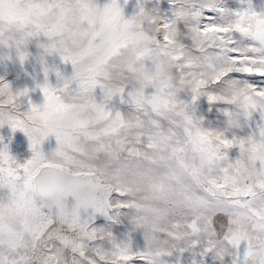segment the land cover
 Segmentation results:
<instances>
[{
  "label": "snow or ice",
  "instance_id": "snow-or-ice-1",
  "mask_svg": "<svg viewBox=\"0 0 264 264\" xmlns=\"http://www.w3.org/2000/svg\"><path fill=\"white\" fill-rule=\"evenodd\" d=\"M241 2L169 0L170 17L142 3L125 18L119 0H0V47L24 63L43 35L42 55L73 67L55 72L56 86L45 69L41 105L0 78V128L23 132L31 151L21 162L0 138V264H166L201 245L219 264H264V81L249 79L264 78V10ZM40 8L51 23L34 22ZM92 12L103 15L90 24ZM201 97L226 106L223 129L196 115ZM45 112L67 116L38 125ZM121 210L142 249L131 233L91 227L96 214L118 223Z\"/></svg>",
  "mask_w": 264,
  "mask_h": 264
},
{
  "label": "rangeland",
  "instance_id": "rangeland-1",
  "mask_svg": "<svg viewBox=\"0 0 264 264\" xmlns=\"http://www.w3.org/2000/svg\"><path fill=\"white\" fill-rule=\"evenodd\" d=\"M100 6L110 3V0H94ZM144 4L146 10L151 11L153 9L158 10L161 16H171V4L169 0H139L138 5ZM251 3L256 11L264 10V0H251ZM222 6L238 11L242 8L247 7V3H242L241 0H223ZM183 27V25H181ZM47 39L43 35L39 37L32 38L27 47L28 59L21 63L14 49L9 50L0 47V78L3 82L8 83L11 86L13 92H22L25 89L28 90L29 95L23 100L31 99V101L36 105H41L44 102L43 93L39 85L44 84V71L48 69L49 71V81L53 86L58 84L55 72L58 70L64 77H70L73 73V67L71 63L62 62L58 54L42 55V49L40 44L46 43ZM189 43V41H185ZM36 75L38 78L33 80V76ZM255 82H262L264 78L250 77L249 78ZM152 89H148L151 92ZM190 93L183 91L180 93V98L184 100H190ZM96 98L99 101L102 98V93L99 89L96 90ZM117 107L122 108L127 111V108L121 106L119 101H114ZM226 106L221 103L210 104L206 97H201L197 108L196 115L198 117H203L205 121V126L214 129H223L225 127L226 118L222 113V109ZM23 110V109H22ZM260 120L259 115H257L252 121V127L249 128L245 126L242 130H235L237 135L246 137L251 133L252 130L256 128L257 122ZM0 138H3V142L8 145L9 151L13 156H15L21 162L31 157V151L29 148V141L25 134L19 130L15 133L11 130L8 125L0 128ZM56 148V140L54 136H50L43 145L45 152H50ZM230 155L235 158L238 155L237 150L233 149ZM122 214L119 217L118 223H113L109 220H100L94 224V227H109L114 235L119 239H124L128 233H131L134 246L137 249H142L145 245L143 231L135 230L133 231V226L130 222V217L127 210H121ZM203 250V245L196 248L195 250H186L183 253L173 252L171 256L163 257L166 264H219L218 261H214L212 255L209 254L207 257H202L200 252ZM245 250V245H241V254ZM231 257H225L224 264H231ZM139 264V262H137Z\"/></svg>",
  "mask_w": 264,
  "mask_h": 264
},
{
  "label": "clouds",
  "instance_id": "clouds-1",
  "mask_svg": "<svg viewBox=\"0 0 264 264\" xmlns=\"http://www.w3.org/2000/svg\"><path fill=\"white\" fill-rule=\"evenodd\" d=\"M102 15H103L102 12H100V13H96V12L88 13L86 15V20L90 24L96 23L97 20ZM51 21H52V14L49 12V10H47L45 8H40L34 14V22L37 24L47 25V24L51 23ZM24 27H25V25H24L23 19L18 18L16 20V22L12 25V30H13L16 37H21L23 35ZM66 116H67L66 113L53 114L51 112H45V113L41 114V116L36 121V123L38 125H43L45 122L51 121L53 119H64V118H66Z\"/></svg>",
  "mask_w": 264,
  "mask_h": 264
},
{
  "label": "bare ground",
  "instance_id": "bare-ground-1",
  "mask_svg": "<svg viewBox=\"0 0 264 264\" xmlns=\"http://www.w3.org/2000/svg\"><path fill=\"white\" fill-rule=\"evenodd\" d=\"M120 5L123 8L125 18H131L134 14H136L139 11V0H128V3H124V0H119ZM165 16V15H164ZM38 77L36 75L33 76V80H36ZM71 201V198H70ZM92 212L89 210L88 213H84L83 215L85 218H87L89 215H91ZM100 220H107L104 216L100 214H96L95 221L92 223L91 227H94V224L97 223Z\"/></svg>",
  "mask_w": 264,
  "mask_h": 264
}]
</instances>
